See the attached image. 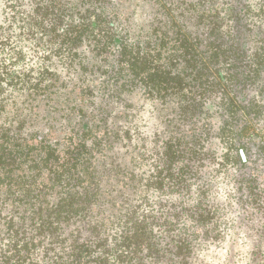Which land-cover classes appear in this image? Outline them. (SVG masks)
Masks as SVG:
<instances>
[{"label":"trees","instance_id":"trees-1","mask_svg":"<svg viewBox=\"0 0 264 264\" xmlns=\"http://www.w3.org/2000/svg\"><path fill=\"white\" fill-rule=\"evenodd\" d=\"M254 137L264 0H0V264L192 263Z\"/></svg>","mask_w":264,"mask_h":264},{"label":"rangeland","instance_id":"rangeland-1","mask_svg":"<svg viewBox=\"0 0 264 264\" xmlns=\"http://www.w3.org/2000/svg\"><path fill=\"white\" fill-rule=\"evenodd\" d=\"M72 1L74 4L81 2ZM32 58L28 55V59ZM218 108L217 102L205 105V136L208 130L216 134L222 124ZM260 140L259 137H254L250 143L244 140L248 144V152L237 148L240 154L241 151L245 153L244 162L248 161L244 167L226 165L220 158L222 149L217 141H205L202 177L212 190L219 193L222 215L228 224L222 232V239L197 240L200 247L196 258L189 264H264V158L258 155L256 145ZM242 177L255 180L246 188V183H238ZM201 234L203 232H199Z\"/></svg>","mask_w":264,"mask_h":264},{"label":"water","instance_id":"water-1","mask_svg":"<svg viewBox=\"0 0 264 264\" xmlns=\"http://www.w3.org/2000/svg\"><path fill=\"white\" fill-rule=\"evenodd\" d=\"M241 156H242V159H243L244 161H246V156H245V153H244L243 151H241Z\"/></svg>","mask_w":264,"mask_h":264}]
</instances>
